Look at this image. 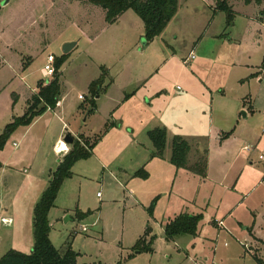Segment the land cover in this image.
<instances>
[{"label":"rangeland","instance_id":"rangeland-1","mask_svg":"<svg viewBox=\"0 0 264 264\" xmlns=\"http://www.w3.org/2000/svg\"><path fill=\"white\" fill-rule=\"evenodd\" d=\"M6 1L0 0V134L14 117L24 115L26 99L38 82L51 78L44 71L48 56L54 55L56 63L67 43H77L61 68V95L71 127L60 138L64 141L71 133L87 150L95 143L96 158L77 163L73 179L61 189L57 206L70 209L50 214L53 245L61 253L70 245L80 254V264L264 261V245L255 243L248 231L264 241V165L259 161L264 156V26L252 19L258 7L228 0L235 11L228 26L227 14L215 12L218 0H178L168 43L164 35L155 39L150 47L158 57L148 64L144 24L132 10V29L124 33L121 26L107 29L106 11L91 0ZM192 53L195 60H189ZM102 67L109 71L106 82L113 83L100 94L99 109L90 117L88 87ZM248 95L253 104L240 111L242 118L249 113L246 132L220 146L209 128L211 97ZM107 97L118 101L108 112ZM55 113L21 127L0 152V163L9 165L3 171L0 167V258L10 250L31 252L34 208L60 159L52 149L62 127ZM211 120L218 119L214 115ZM154 124L166 128L170 138L184 136L195 148L207 139L209 179L161 162L147 179L133 178L126 190L118 166L126 174L149 168L144 163L137 167L132 149L118 148L130 135L126 131L141 138V129ZM248 146L255 150L251 157L245 152ZM97 159L106 164L104 176ZM176 173L182 176L176 178ZM181 199L195 200L196 206L189 205L194 213L201 210L199 235L169 242L164 224L186 212ZM82 211L91 215L80 220ZM10 218V225L3 222ZM215 218L222 229L213 225ZM83 227L87 233L81 232ZM148 228L155 237L154 252L137 253L134 246Z\"/></svg>","mask_w":264,"mask_h":264},{"label":"trees","instance_id":"trees-1","mask_svg":"<svg viewBox=\"0 0 264 264\" xmlns=\"http://www.w3.org/2000/svg\"><path fill=\"white\" fill-rule=\"evenodd\" d=\"M93 4L102 7L106 11L105 20L109 25H113L123 14L132 10L144 23L145 40L147 43L153 42L161 36L171 20L178 12V0H91ZM264 0H244L245 5H262ZM223 11L227 14V25L234 23L235 12L227 0H218L215 12ZM260 16L264 18V10ZM68 55H62L55 63V74L48 82L39 81L37 84V93L34 94L28 104V109L22 117H14L13 121L6 125L2 134H0V152L4 150L12 135L21 127H28L33 122L45 114L48 110L56 109L61 96L60 79L62 76L61 68ZM25 66V64H24ZM264 67V64H263ZM102 74L97 80L89 85L91 98L86 101L90 106L89 116H92L96 109V98L106 89V79L108 71L102 67ZM128 98V97H126ZM80 109L85 110L84 106ZM113 125V124H112ZM231 133L223 135L229 137ZM147 137L152 143L153 151L151 159H163L167 147L166 128L157 127L147 132ZM94 144H91L87 150L85 145L79 140H75L70 152L59 159L55 171L51 172L49 186L43 192L40 201L34 208V246L29 254L10 250L0 258V264H80L79 253L75 252L69 245L65 253H61L51 242V225L49 213L55 207V202L66 180L73 177V167L80 161L88 160L93 153ZM191 151L189 142L182 136L176 135L172 141V154L170 163L177 169H186L193 174L201 177L207 176L208 157L207 151L194 163L189 164L188 157ZM0 163V167H1ZM149 173L145 168L139 169L133 175V178L147 179ZM152 214L153 207L149 208ZM91 213H78V219L84 220ZM203 218L202 214L190 215L180 214L172 220H169L164 226L165 239L169 242L175 241L182 236L198 235L199 224ZM216 225V222H213ZM155 237L151 236V230L148 228L145 234L137 241L134 249L137 253H153V244ZM257 259V258H256ZM260 264H264L257 259ZM87 264V263H85ZM97 264V263H94ZM101 264V263H99ZM117 264H122L121 262Z\"/></svg>","mask_w":264,"mask_h":264},{"label":"crops","instance_id":"crops-1","mask_svg":"<svg viewBox=\"0 0 264 264\" xmlns=\"http://www.w3.org/2000/svg\"><path fill=\"white\" fill-rule=\"evenodd\" d=\"M228 2V0H227ZM79 3H81L79 1ZM257 6L258 7V11H259V14H256L252 19L254 20V22L258 23V24H261L262 26H264V18H262L260 16V13L261 11L264 10V2L262 3V5H256V4H251V5H246V6ZM85 7L87 5H84ZM213 8V7H212ZM233 8V6H232ZM131 11V10H130ZM130 11L126 12L125 14H123L113 25H109L107 24V29L110 30V28H114V27H118V26H121V31H123V29H127L124 33H127L129 32L132 28L130 27V24L132 25L133 24V21L135 20L133 15H130ZM179 11V10H178ZM235 12V11H234ZM179 12H177L176 16L178 15ZM176 16L171 20V22L168 24L167 28L164 30V32L161 34L164 35L163 37V42L164 43H168L167 41V29L170 28L171 24L173 23V20L176 18ZM144 24V23H143ZM155 41V40H154ZM153 41V42H154ZM153 42H150L148 43L147 45L149 46V48L147 49L148 51V55H149V63L150 62H153L157 59V55H156V52L154 51L153 47H150L151 44H153ZM150 44V45H149ZM196 59V58H195ZM147 67H150L149 65H147ZM147 70V69H146ZM62 71V69H61ZM62 75H63V72H62ZM109 76V71H108V75L107 77ZM254 76H258V73L256 75L252 74L250 77H254ZM62 77V76H61ZM149 79V78H148ZM42 81H45V80H42ZM107 81V79H106ZM110 81V80H109ZM242 82H245L244 80H242ZM113 83V80L109 82H106L105 84V90L108 91L110 85ZM91 84V83H90ZM60 85H61V79H60ZM89 88V87H88ZM104 90V91H105ZM37 93V86H36V90L33 91V95ZM225 92L222 91V94H224ZM32 95V96H33ZM31 96V97H32ZM31 97L27 98L26 99V108H25V112L27 111L28 109V104H29V101L31 99ZM65 97H62V95L60 96V101L56 107V109L54 110H48L47 112H55V115L57 116V118H59V120L62 121V127H61V130H60V133H59V136L56 140L55 143H59V141H61L62 139L60 138L61 135L63 134V132L67 131L69 129V127H71L69 124H67L68 122H66V119H67V112H66V108L64 107V104L63 102H65ZM101 99L100 95L96 98V103L98 104V101ZM128 98H126L125 100H127ZM80 100V99H79ZM130 100V98H129ZM81 101V100H80ZM83 101V100H82ZM202 101V100H200ZM253 97H251V95H248L246 97H211L210 99V102H209V113H210V126L209 128H211V130L214 131V133L216 132V136H217V141L219 142L218 144L220 146H224L228 141H230V139H237L238 138V135L241 136L242 134H244L246 132V128H248V121H246L248 119V115L249 113L246 111V113H244V118L241 117V113L240 111L242 110H246V106L247 105H250L252 106L253 104ZM118 101H115L113 97H107V112L110 111L113 107H114V104H116ZM253 108V107H252ZM99 109V105H97V109L95 111V113L98 111ZM59 110V113H57V111ZM24 112V114H25ZM46 112V113H47ZM45 113V114H46ZM94 113V114H95ZM239 113H240V116H239ZM45 114H43L42 116H40L39 118H37L33 124H35L36 122H38L39 120H41ZM93 114V115H94ZM75 114L71 115L72 117H74ZM92 115V116H93ZM215 115L216 119H218L216 122H213V124H211V118H213ZM90 116V117H92ZM156 126V124H154V126H146L145 128L141 129V138L140 136H133L134 134V130H132L131 133L129 132H125V133H128L130 135H128L127 137V140L125 141V143L121 144L120 148L118 149H132L134 151V154H135V159H136V165L137 167L139 165H141L142 163H144L148 168H149V172H151V174L153 173V171H151V168H154L155 166H159V164H161V162H163L164 164H166L167 162H170V159H171V154H172V141H173V138L176 136V134H173L172 138H170V135H169V131L167 132V147H166V150H165V155H164V158L163 159H158V158H155V159H151L150 158V155H151V152L153 151V146H152V143H147L146 139H143V135L144 137L146 136L147 137V132L151 129H154ZM159 127V126H158ZM157 128V127H156ZM242 128L243 131L241 133H238V130ZM128 129V128H127ZM131 129V128H129ZM133 129V128H132ZM20 128L14 133L16 134L17 132H19ZM167 130V129H166ZM123 130H121L122 132ZM72 132V131H71ZM114 132V131H112ZM227 133H231V135L229 137H223V135L227 134ZM13 134V135H14ZM74 134V132H73ZM181 136V135H179ZM183 138H185L184 136H182ZM190 146H191V151L189 153V157H188V161H189V164H194L204 153L205 151L208 152V149H207V139H204L202 141V147L200 148L199 146L197 148L194 147V145L191 143V141H189L187 138H185ZM150 141V140H149ZM56 144V145H57ZM56 145L53 146V152L55 153V148H56ZM203 149V150H202ZM255 150H253L251 153L246 152V154L251 157V154L254 152ZM202 152V153H201ZM94 152L92 153V156L91 158H89L88 160L90 161L91 159H94L96 157H94ZM56 155V154H55ZM94 157V158H93ZM207 157H208V153H207ZM88 160H83V161H88ZM98 162H99V167H97V169H102V175L104 176L105 173H106V170H107V167H106V164L103 162V160H100V159H97ZM260 161V160H259ZM59 162V160H58ZM81 162V161H80ZM263 165H264V162L260 161ZM79 163V162H78ZM143 164V165H144ZM3 167L1 170L3 171L4 170V167L6 168H9V165L7 164V162L1 164ZM58 165V164H57ZM154 166V167H153ZM172 166V165H171ZM140 167V166H139ZM10 169H13V170H16L14 167L10 168ZM74 169V168H73ZM117 169L119 170L118 172L122 175V177H125L124 181L122 180V184L124 188H126L128 186V184L130 183V181L133 179V175H134V172L129 174V173H125L126 170L124 168H122L121 166H118ZM178 170H183L182 172H185V171H188L186 169H178ZM185 170V171H184ZM208 170H209V159H208V169H207V176L206 177H201L199 175H196V174H193L192 172H190L192 175H194V178L195 176H198L200 177L199 179H209V173H208ZM112 171V170H111ZM97 173H99V170H97ZM74 175V174H73ZM178 176H182V174H178L176 173V178ZM189 176V175H188ZM193 178V180H195ZM73 179V177L71 178ZM69 179V180H71ZM139 179V178H137ZM121 180V179H120ZM140 180V179H139ZM188 181H192L189 177L187 179ZM67 181V180H66ZM65 181V182H66ZM126 181V182H125ZM64 185V184H63ZM177 183H176V179H175V183H174V188L176 187L177 188ZM63 187V186H62ZM201 186L199 187V190H200ZM62 189V188H61ZM127 190V188H126ZM61 192V191H60ZM60 192H59V195L57 197V200L55 202V207L50 211L49 213V217H50V214L52 213V211L55 209V210H58L57 208H60L61 210L64 211V213H67L65 212V210L67 209H70V208H67V206L63 205L62 207H58L57 204L59 203L58 202V199H59V196H60ZM183 200L184 202V207H183V210L182 211H186V212H182L180 214H190V215H196V214H202L199 210H196L198 208H196L195 210L197 212H193L194 210L191 209L190 206L194 205L196 206V202L195 200H189V199H181ZM2 203V201H1ZM0 203V204H1ZM201 209V208H200ZM81 213H84L83 211ZM179 214V215H180ZM203 215V214H202ZM178 216V215H177ZM176 216V217H177ZM9 220H11V223H12V219L10 218ZM169 220H172V219H169ZM168 220V221H169ZM216 220L218 221L217 218L214 219V222H216ZM166 221L165 224L168 222ZM220 221H225V220H220ZM164 224V226H165ZM216 222V227L219 226V230L222 229L220 227H222V225L218 224ZM10 225V224H9ZM200 225V224H199ZM52 228V226H51ZM249 233H250V236L252 238H254V242L257 243L258 241L261 242L263 245H264V241L261 240V239H258L256 236H254L253 234V230L250 229L248 230ZM198 235H199V231H198ZM197 235V236H198ZM51 239V238H50ZM178 239V238H177ZM52 242V240H51ZM32 246L31 247V250L34 246V242L33 244H31ZM80 257V256H79ZM79 259V258H78ZM261 261V259H259ZM261 262H264V261H261Z\"/></svg>","mask_w":264,"mask_h":264},{"label":"built area","instance_id":"built-area-1","mask_svg":"<svg viewBox=\"0 0 264 264\" xmlns=\"http://www.w3.org/2000/svg\"><path fill=\"white\" fill-rule=\"evenodd\" d=\"M196 56L194 53H192L190 56H189V60H195ZM54 63H55V56L54 55H49L48 58H47V61L44 65V71L51 77L49 78L48 80H45V82H48L49 80L52 79L53 75L55 74V67H54ZM80 100H84V96H80L79 97ZM65 143L64 141H59V143L56 145V148H55V153L59 156V158H62L64 157L67 153L70 152V146H68L66 143V147H62V144ZM16 146V144H14ZM245 150L247 152H251L253 150L252 147L248 146L245 148ZM259 160L264 162V156L261 155L259 157ZM263 182H264V178H263ZM99 196V195H98ZM3 222H5L6 224H11V220L9 219H3ZM220 225H222V223H220ZM81 232L83 233H87L88 232V228L87 227H83L81 228Z\"/></svg>","mask_w":264,"mask_h":264},{"label":"water","instance_id":"water-1","mask_svg":"<svg viewBox=\"0 0 264 264\" xmlns=\"http://www.w3.org/2000/svg\"><path fill=\"white\" fill-rule=\"evenodd\" d=\"M9 0L6 1V3H8ZM77 45L76 42H71V43H67L64 47H63V54L64 55H68L72 50L73 48ZM245 115V114H244ZM76 138L70 133L68 134L65 139H64V142L72 147V145L74 144ZM70 221V216H67L66 217V222Z\"/></svg>","mask_w":264,"mask_h":264},{"label":"bare ground","instance_id":"bare-ground-1","mask_svg":"<svg viewBox=\"0 0 264 264\" xmlns=\"http://www.w3.org/2000/svg\"><path fill=\"white\" fill-rule=\"evenodd\" d=\"M62 147H64V148H65V147H66V144H65V143H63V144H62Z\"/></svg>","mask_w":264,"mask_h":264}]
</instances>
